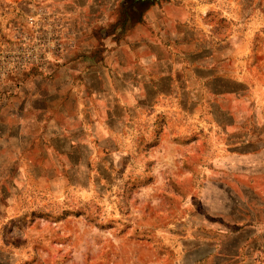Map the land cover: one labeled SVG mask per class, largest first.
<instances>
[{
	"label": "rangeland",
	"instance_id": "rangeland-1",
	"mask_svg": "<svg viewBox=\"0 0 264 264\" xmlns=\"http://www.w3.org/2000/svg\"><path fill=\"white\" fill-rule=\"evenodd\" d=\"M0 264H264V0H0Z\"/></svg>",
	"mask_w": 264,
	"mask_h": 264
}]
</instances>
